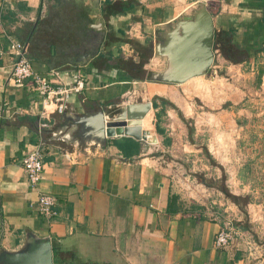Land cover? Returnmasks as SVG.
<instances>
[{
  "label": "crops",
  "instance_id": "obj_1",
  "mask_svg": "<svg viewBox=\"0 0 264 264\" xmlns=\"http://www.w3.org/2000/svg\"><path fill=\"white\" fill-rule=\"evenodd\" d=\"M115 1L132 8L107 15V5ZM191 10L187 0H0V249L15 250L30 231L49 238L52 264H263L247 261L241 223L234 228L238 237L214 250L213 236L229 222L200 218L172 186L163 157L177 138L186 136L184 123L196 110L189 80L173 85L149 81L148 74L131 78L114 62V48L132 52L133 42L146 54L160 30ZM211 17L216 59L229 78L224 84L229 94L216 101L228 104L217 116L240 115L247 97L239 91L242 73L255 72L258 79L264 69V0H224ZM97 22L99 31L92 29ZM9 40L23 45L32 72L52 86L83 79V90L70 95L62 114L41 115L46 108L41 110L29 79L7 81ZM83 53L89 58L76 62ZM153 60H142L141 73ZM214 99L203 105H213ZM145 104L150 107L142 119V137L151 139V130L156 144L138 141L137 155L122 157L109 141L120 137L104 145L80 137L88 133L81 118L101 110L105 122L113 123L129 107ZM217 130L225 132L221 124ZM37 143L43 174L31 190L21 159ZM151 151L156 153L148 156ZM238 164L230 181L240 178L245 162ZM40 192L54 198L56 216L49 221L34 208ZM238 193L232 190L233 196ZM170 195L177 200L167 212Z\"/></svg>",
  "mask_w": 264,
  "mask_h": 264
},
{
  "label": "rangeland",
  "instance_id": "obj_2",
  "mask_svg": "<svg viewBox=\"0 0 264 264\" xmlns=\"http://www.w3.org/2000/svg\"><path fill=\"white\" fill-rule=\"evenodd\" d=\"M129 47L132 52H129L130 49L116 51L115 48L113 51L114 62L129 77L147 78L148 72L163 67V62L156 59L148 66L147 73H141L139 65L145 57H152V47L146 54L138 50L133 42ZM131 58H135L134 61ZM217 59H214V76L212 71H208L203 77L186 83L194 87L191 95L194 96L196 110L184 123L186 136L177 138L178 142L164 155L163 161L170 166L171 183L183 198L182 204L198 213L202 219L228 221L233 233L236 231L235 225L241 223L238 227L247 233L248 239L244 243L245 258L264 264L261 261L264 258V234H261L264 227V69L258 79L255 72L251 74L246 70L242 73L244 78L239 91L247 96L241 102L243 112L219 118L217 113L228 103L216 101L222 98V94H229V86L224 85L229 78L224 75ZM210 79H214L213 83ZM223 87L228 90H223ZM213 96V105H206L211 108L204 106L203 103L213 100ZM186 111L184 108L183 112ZM220 124L225 129L224 133L217 132L222 131L217 130ZM197 127H200L199 131ZM140 143L150 145L144 141ZM155 153L151 151L148 156ZM241 162H245V165L239 169L240 178L230 181L229 177L237 171L236 167ZM233 189L239 192L238 196L232 195ZM233 214L237 215L239 221H235Z\"/></svg>",
  "mask_w": 264,
  "mask_h": 264
},
{
  "label": "water",
  "instance_id": "obj_3",
  "mask_svg": "<svg viewBox=\"0 0 264 264\" xmlns=\"http://www.w3.org/2000/svg\"><path fill=\"white\" fill-rule=\"evenodd\" d=\"M92 29L101 30L100 22L92 26ZM213 36L212 17L203 5L196 6L188 16L179 17L167 24L157 33V40L152 45V56L161 60L163 67L158 71L149 72L148 80L178 85L205 75L214 59ZM90 53H83L76 62L88 59ZM144 107L149 110L150 106L145 104ZM127 115V112L123 111L117 122H105L103 112L98 110L80 119L87 121L88 125L86 127L88 133L84 131L80 137L97 145H104L107 139L114 137H129L150 145L156 144L151 130V139L144 137L136 139L127 135L125 117L131 120L130 123H138L135 118ZM0 264H52L49 238L37 237L30 231L26 232L22 243L15 250L0 249Z\"/></svg>",
  "mask_w": 264,
  "mask_h": 264
},
{
  "label": "built area",
  "instance_id": "obj_4",
  "mask_svg": "<svg viewBox=\"0 0 264 264\" xmlns=\"http://www.w3.org/2000/svg\"><path fill=\"white\" fill-rule=\"evenodd\" d=\"M189 5L194 8L198 5H203L207 12L212 16L218 6H220L224 0H187ZM6 54L10 56L11 70L7 81L13 84H20L24 80L29 79L32 83L34 94L38 98L41 110V115H47L48 113L62 114L66 109L68 99L72 94H79L84 87L82 78H77L71 86H52L44 78L32 72L31 66L28 60L24 57L23 45L14 40H9L5 47ZM2 49L0 47V54ZM214 59L217 57L218 52L213 49ZM214 59L209 68V72L212 71L215 75ZM21 168L25 176L26 184L31 190H35L37 184L42 179L43 164L41 160V144L37 143L30 149H27L24 156L21 159ZM54 198L48 194L38 193L34 202L35 211L39 216L46 221L53 219L56 216L54 210ZM235 234L228 227V224L223 223L212 238L211 246L214 250H223L227 248L234 240Z\"/></svg>",
  "mask_w": 264,
  "mask_h": 264
},
{
  "label": "trees",
  "instance_id": "obj_5",
  "mask_svg": "<svg viewBox=\"0 0 264 264\" xmlns=\"http://www.w3.org/2000/svg\"><path fill=\"white\" fill-rule=\"evenodd\" d=\"M131 8H132V4L128 3L127 1L126 2L115 1L107 5L106 14L107 15H123ZM109 141L111 145L114 146L124 158H131L137 155L140 149V143L129 137H120V138L109 140ZM176 200H177L176 195L169 196L168 203H167V212H169L170 207H172L175 204ZM175 208H178V207H175ZM86 264H96V263L88 262Z\"/></svg>",
  "mask_w": 264,
  "mask_h": 264
},
{
  "label": "bare ground",
  "instance_id": "obj_6",
  "mask_svg": "<svg viewBox=\"0 0 264 264\" xmlns=\"http://www.w3.org/2000/svg\"><path fill=\"white\" fill-rule=\"evenodd\" d=\"M196 78V77H195ZM145 105H136L133 107H129L127 109V116L131 117V118H135L138 123L133 124L130 123V119L127 120L125 117V122H126V127H125V132L127 135L134 137L136 139H141L142 137V129H141V125H142V119L145 117V115L147 114V112L149 110H146Z\"/></svg>",
  "mask_w": 264,
  "mask_h": 264
}]
</instances>
